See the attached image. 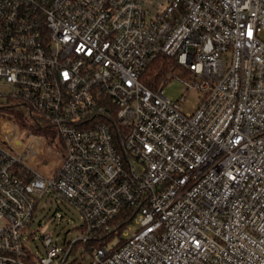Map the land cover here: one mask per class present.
<instances>
[{"label":"built area","instance_id":"2783aa9c","mask_svg":"<svg viewBox=\"0 0 264 264\" xmlns=\"http://www.w3.org/2000/svg\"><path fill=\"white\" fill-rule=\"evenodd\" d=\"M263 33L264 0H0V264H75L90 239L89 264H264ZM159 56L192 113L143 83ZM46 196L79 235L36 255Z\"/></svg>","mask_w":264,"mask_h":264},{"label":"rangeland","instance_id":"374dc122","mask_svg":"<svg viewBox=\"0 0 264 264\" xmlns=\"http://www.w3.org/2000/svg\"><path fill=\"white\" fill-rule=\"evenodd\" d=\"M169 0H144L146 6L155 12L162 9ZM264 39V33L262 35ZM181 75L180 72H177ZM165 96L172 100L177 101L185 97V102L181 105V109L185 114H190L200 102V93L196 90H189L185 83L178 78H172L164 87ZM25 138V134L22 135ZM46 144L45 151L40 155L41 159H45V166H34V169L41 172L47 178H52L55 174L57 167L60 165L62 159V149L56 145H52L56 151L52 155L49 151V146ZM32 225L25 229L27 235H31L30 239H25L24 242L28 248L36 255L45 254L46 248L43 243L45 235H51L57 247L61 248L66 240H72L79 235L75 230L81 220L78 212L66 202L55 200L46 196L39 204L38 210L35 213ZM84 249H79L77 253V261L75 264H89L91 255L84 253ZM84 253V254H83Z\"/></svg>","mask_w":264,"mask_h":264},{"label":"trees","instance_id":"16d2710c","mask_svg":"<svg viewBox=\"0 0 264 264\" xmlns=\"http://www.w3.org/2000/svg\"><path fill=\"white\" fill-rule=\"evenodd\" d=\"M180 72V74L186 75L187 72L182 70L177 64L174 58L167 56H159L152 64L148 67L145 74L142 76V81L150 89L157 91L160 88H164L165 85L173 78L175 73ZM18 119L22 120V112H17ZM40 134H46L44 131H37ZM27 178V180H29ZM105 239H90L88 244L85 246V252L92 255L93 250L104 245ZM111 240V239H107ZM80 245H77L76 248H80Z\"/></svg>","mask_w":264,"mask_h":264}]
</instances>
